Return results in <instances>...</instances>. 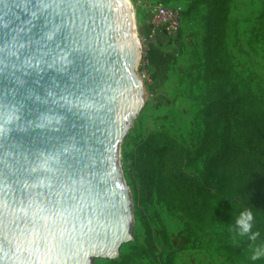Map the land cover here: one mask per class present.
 <instances>
[{
  "label": "water",
  "instance_id": "obj_1",
  "mask_svg": "<svg viewBox=\"0 0 264 264\" xmlns=\"http://www.w3.org/2000/svg\"><path fill=\"white\" fill-rule=\"evenodd\" d=\"M134 23L130 0H0V264H93L134 239Z\"/></svg>",
  "mask_w": 264,
  "mask_h": 264
},
{
  "label": "rangeland",
  "instance_id": "obj_2",
  "mask_svg": "<svg viewBox=\"0 0 264 264\" xmlns=\"http://www.w3.org/2000/svg\"><path fill=\"white\" fill-rule=\"evenodd\" d=\"M207 1L198 0L193 13L185 16L182 34L176 39L165 33L161 26H156L158 19L152 14L151 7L181 3L187 12L193 0H130L135 15V33L141 43L137 72L146 97L144 107L133 120L119 150L120 169L131 192L134 239L122 246L117 259L96 258L93 264H113L135 245L146 243L148 235L144 218L148 219L153 230V252L148 258L131 264H168L170 259L174 264H247L230 258L228 251L221 247L224 231L221 227L217 226L206 234L189 236L180 219L158 201L155 183L151 181L149 154H144V175H137L134 163V140L139 142L138 136L145 137L153 131L166 130L183 147L196 149L204 130L200 112L203 106L200 99L194 100L193 97L200 96L204 87L202 61L197 53L203 56L205 50ZM226 9L220 41L237 71L252 82L259 98L264 99V50L260 35L264 26V0H227ZM154 27V37L145 45L143 39ZM159 33L164 34L163 41L158 39ZM226 89L233 95L229 85ZM231 123L234 133L241 130L233 117ZM225 155L226 152L222 153L212 163L213 171ZM242 197L253 203L251 196ZM231 241L240 243L249 254L264 245L260 237L251 241L234 236ZM257 264H264V258L257 260Z\"/></svg>",
  "mask_w": 264,
  "mask_h": 264
},
{
  "label": "trees",
  "instance_id": "obj_3",
  "mask_svg": "<svg viewBox=\"0 0 264 264\" xmlns=\"http://www.w3.org/2000/svg\"><path fill=\"white\" fill-rule=\"evenodd\" d=\"M226 1L206 2L205 50L203 56L197 53L202 61L204 87L200 96L193 97L200 99L203 106L200 112L204 130L196 149L183 147L166 130L153 131L145 137L138 136L139 142L134 140V163L137 175H144V154H149L151 181L155 183L158 201L180 219L189 236L221 227V247L229 257L257 264L250 258L253 253L249 254L231 238L237 236L232 231L235 218L243 210L251 209L254 231L264 240V99L259 98L252 82L237 71L220 41ZM197 3L193 0L189 10L184 11V18L193 13ZM260 35L264 50V26ZM228 85L234 97L227 91ZM231 117L241 127L236 133ZM224 152L226 155L213 171L212 163ZM243 195L251 196L253 203ZM143 223L148 235L146 243L135 245L113 264H131L151 255L153 230L148 219L144 218ZM168 264H174L173 259Z\"/></svg>",
  "mask_w": 264,
  "mask_h": 264
},
{
  "label": "built area",
  "instance_id": "obj_4",
  "mask_svg": "<svg viewBox=\"0 0 264 264\" xmlns=\"http://www.w3.org/2000/svg\"><path fill=\"white\" fill-rule=\"evenodd\" d=\"M184 6L181 3L177 4H158L151 7V12L154 17L158 19L155 21L156 26H161L165 33L169 36L178 39L182 34V28L184 23ZM155 26V27H156ZM153 28V32L149 33L143 40L148 41L154 37L156 28Z\"/></svg>",
  "mask_w": 264,
  "mask_h": 264
},
{
  "label": "clouds",
  "instance_id": "obj_5",
  "mask_svg": "<svg viewBox=\"0 0 264 264\" xmlns=\"http://www.w3.org/2000/svg\"><path fill=\"white\" fill-rule=\"evenodd\" d=\"M255 216L251 209H245L235 218L232 231L240 238H247L251 241H255L259 235L254 231ZM252 261H257L264 258V245L258 246L253 250L251 255Z\"/></svg>",
  "mask_w": 264,
  "mask_h": 264
},
{
  "label": "crops",
  "instance_id": "obj_6",
  "mask_svg": "<svg viewBox=\"0 0 264 264\" xmlns=\"http://www.w3.org/2000/svg\"><path fill=\"white\" fill-rule=\"evenodd\" d=\"M157 37H158V39H161V38H162L161 40L163 41L164 34H162V33L160 34V33H159Z\"/></svg>",
  "mask_w": 264,
  "mask_h": 264
},
{
  "label": "bare ground",
  "instance_id": "obj_7",
  "mask_svg": "<svg viewBox=\"0 0 264 264\" xmlns=\"http://www.w3.org/2000/svg\"><path fill=\"white\" fill-rule=\"evenodd\" d=\"M134 30L136 31V26H135V23H134Z\"/></svg>",
  "mask_w": 264,
  "mask_h": 264
}]
</instances>
